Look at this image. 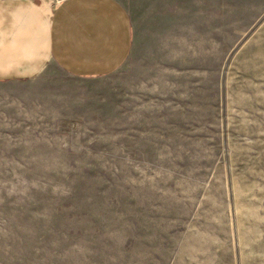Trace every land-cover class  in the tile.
Wrapping results in <instances>:
<instances>
[{"label":"rangeland","instance_id":"374dc122","mask_svg":"<svg viewBox=\"0 0 264 264\" xmlns=\"http://www.w3.org/2000/svg\"><path fill=\"white\" fill-rule=\"evenodd\" d=\"M258 19L207 70L138 24L105 78L11 87L33 105L0 118V264H264Z\"/></svg>","mask_w":264,"mask_h":264},{"label":"crops","instance_id":"0c3cea01","mask_svg":"<svg viewBox=\"0 0 264 264\" xmlns=\"http://www.w3.org/2000/svg\"><path fill=\"white\" fill-rule=\"evenodd\" d=\"M263 13L264 0H0V118L29 116L33 99L13 101L10 88L50 76L49 66L87 83L113 74L132 56L138 24L167 30V52L193 53L192 67L207 70Z\"/></svg>","mask_w":264,"mask_h":264}]
</instances>
